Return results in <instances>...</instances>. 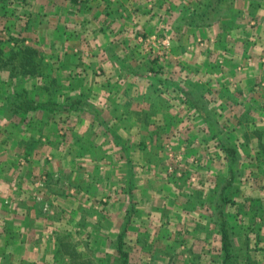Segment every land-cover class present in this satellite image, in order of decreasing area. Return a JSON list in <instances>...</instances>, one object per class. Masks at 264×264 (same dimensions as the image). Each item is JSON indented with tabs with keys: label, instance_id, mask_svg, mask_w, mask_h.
Returning <instances> with one entry per match:
<instances>
[{
	"label": "crops",
	"instance_id": "0c3cea01",
	"mask_svg": "<svg viewBox=\"0 0 264 264\" xmlns=\"http://www.w3.org/2000/svg\"><path fill=\"white\" fill-rule=\"evenodd\" d=\"M171 3L175 0H0V57L27 58L21 51L25 46L31 52L23 73L0 66V264L8 258L9 264L35 259L38 249L58 251L59 235L88 234L84 224L97 217L99 189L120 197L123 182L137 181V208L148 210L149 184L156 181L160 160L157 140L186 120L178 107L196 111L186 96L193 87L205 106L213 108L210 116L215 111L221 116L219 110L229 107L225 120L248 137L259 138L264 125H249L264 124V113L258 119L250 114L243 118L248 107L264 106V59L256 55V41L249 31L239 37V26L229 25L228 18L201 27L179 22L182 11L176 16V10L181 7ZM5 14L7 25L2 23ZM153 33L171 41L167 56L156 61L149 60L151 52L142 41ZM199 38L205 41L202 47ZM77 50L89 56L81 59ZM48 73L59 77V100L81 96L99 109L100 119L80 109L18 115L3 106L10 80L19 83L12 74L22 75L20 86L29 89L34 83L47 92ZM2 74L8 75L6 81H1ZM69 122L73 129L62 135L59 126ZM40 147L52 154L51 160L33 156ZM251 151L260 150L255 144ZM23 157L30 158L20 166ZM36 167L47 175L48 214L29 209L32 187L27 188ZM65 186L72 188L70 198ZM257 199L264 220V200ZM82 204H89L87 210ZM148 212L139 216L147 220L152 217ZM260 229L253 231L254 240L240 225L235 229L238 264H264V226ZM215 236L214 257L198 259L188 252L186 264H221L220 236Z\"/></svg>",
	"mask_w": 264,
	"mask_h": 264
},
{
	"label": "rangeland",
	"instance_id": "374dc122",
	"mask_svg": "<svg viewBox=\"0 0 264 264\" xmlns=\"http://www.w3.org/2000/svg\"><path fill=\"white\" fill-rule=\"evenodd\" d=\"M205 2L206 0H175V3L171 4L181 7L179 12L176 10V16H178L181 11L185 12L190 9L201 11ZM227 7L228 15L214 22V24L221 21L225 22L228 18L227 22L231 23L229 25L239 26V31H237L239 37H244L249 31L250 36L256 41L254 49L256 55L259 54L260 59H264V2L234 0ZM6 18V14L2 15L4 25L8 23ZM198 42L200 47L205 45L203 39L199 38ZM144 45L148 49L145 43ZM76 53L81 56V59H86L89 56L87 52L82 54L80 50H77ZM192 56L193 53L190 54L189 59ZM5 67L8 68L9 66ZM240 72L242 73V70ZM1 76V81L8 79V75L6 77L2 74ZM45 76L48 91L40 92V89L31 87L28 89L29 93L30 91L39 95L41 93L43 99H46L45 95L58 97L59 92L55 87L59 77L50 73ZM33 85L35 84L33 83ZM68 86L71 87L69 84ZM196 91L199 92L198 89ZM178 108V113L185 115L186 120L177 122L175 133L173 132L171 135L162 134L157 140L156 145L159 147L158 156L160 160L155 164L156 169L154 167L155 175L153 176H156V181L149 184L152 189L148 193V200L150 201L148 210L139 211L137 208L138 201L134 200L137 195L135 188L133 191V183L136 184L137 181L123 182L124 192L120 197L118 192L116 196L112 197L111 192L99 189L98 196L96 195L97 210L95 211L98 212L97 217L84 224L86 225L84 229L88 231V234L68 232L59 235L62 249L58 251L38 249L36 254L39 253V255L35 259L24 260L22 258L19 262L22 260L23 264H120L116 250V235L126 218V209L131 197L135 203V210L127 226L123 244V249L128 252L130 264H173L175 260L179 264H186L188 252H191L198 259L202 255L214 257L217 232L211 220V203L215 200L223 181L226 179L228 168L226 154L222 149L221 142L234 146L237 152L234 166L237 173L232 193H230L236 203L227 204V219L229 223L234 224L235 229L240 223L246 225L244 231H248V236L254 240L253 231H258L264 226V220L259 216L257 209L259 201L257 198L264 200L263 182L260 183L264 180V152L261 151L264 149V143L260 145L264 135L260 134L259 138L256 139L253 136L248 137L247 132L242 133L237 129L235 130L234 124L225 120L228 117L226 113L230 112L229 107L219 110V115L224 116V118L218 116L215 111L211 116L209 114L207 119L205 117L204 120L196 111H191L190 114L182 106ZM206 108L208 112L213 110L209 106ZM96 109L99 110L97 107ZM244 111L246 114L243 115V118L250 114V117L258 119L256 115L264 113V106L255 104ZM89 113L95 118L100 119L101 117L99 112ZM159 125L162 126L163 123ZM210 125L213 129L210 128ZM239 125H243V123ZM262 125L264 124L254 121L249 126L252 129L257 126L262 127ZM72 126L71 122L61 124L59 126L61 134H68L73 129ZM14 129L17 130V128ZM255 144L262 154L260 151H251ZM42 150L45 149L40 147L33 156L41 154L37 156L38 159L51 160L52 154ZM23 159L24 157L21 158V160ZM28 159L25 157L19 165L24 166ZM43 174L45 181H41L42 183L39 184L38 177ZM47 183V175L36 167L32 173L30 187L27 188L26 186L29 190L32 187L29 209L40 208L44 213L52 210L50 199L46 193L48 190ZM65 187L63 189L66 191L63 190V192L70 198L72 188L71 186ZM86 187L88 190L89 185H85ZM236 204L242 212L234 211ZM87 205L82 204V208L87 210L85 208L88 207ZM105 209H108L113 217L104 216ZM145 211H149L152 217L145 220L139 216L140 214L144 215ZM143 229L144 231L141 232ZM210 247L214 248L213 252L209 250ZM40 253L43 254L40 255ZM2 264H9V258L3 260ZM198 264H200L199 261Z\"/></svg>",
	"mask_w": 264,
	"mask_h": 264
},
{
	"label": "trees",
	"instance_id": "16d2710c",
	"mask_svg": "<svg viewBox=\"0 0 264 264\" xmlns=\"http://www.w3.org/2000/svg\"><path fill=\"white\" fill-rule=\"evenodd\" d=\"M234 0H206L203 9L201 11H196L195 9H190L185 12H182V14L179 16V21H182L186 25H194L196 27L201 26H211L214 24V22L218 21L219 19L225 17L228 15V7L227 5L230 4ZM262 1L264 0H257ZM228 3V4H227ZM24 50L25 56L27 58H18L16 61L11 59L13 57H8L7 59H3L0 57V66L5 67L9 66L12 67V69H16L17 72L23 73V66L26 63L30 62V57L27 56V53L30 54V49L28 46H25L21 49V51ZM16 51H19L17 49ZM31 55V54H30ZM21 74H18L14 76L12 74L10 77L15 78L19 83H16L14 80H10V83L8 84V87L6 88V93L3 96L4 100V107L7 106V109L11 111L12 113L18 114V115H24L27 112L30 111H47V112H57L61 110H85L87 112L97 113L99 112L96 107L84 99L81 96H67L64 100H59V97H50L45 95L46 99H43L40 93V99L34 98V93H29L28 89L20 86V81L22 80ZM35 87V85H33ZM36 88V87H35ZM29 93V94H28ZM187 97L190 99V102L192 103L195 110L200 113L204 114L205 117L209 116V112L205 106V104L202 102V98L198 91L192 90L188 93H186ZM3 109V107H1ZM210 128L212 126L210 125ZM213 129V128H212ZM259 132V136H260ZM264 135V134H263ZM264 143V137L263 140L260 141V145ZM222 145V149L224 150L226 154V161H227V176L225 181H223L219 192L217 193V196L215 200L211 203L212 205V213H211V220L212 223L216 227V232L220 236V242H221V264H238V256L236 254V248L234 243V234L235 229L234 224L232 225L229 223L227 219V210L226 206L229 203H236L233 201L232 195V188L233 184L236 178L237 171L234 169L235 162H236V149L232 145H226L224 143H220ZM261 151L264 152V149ZM135 203L133 201V198L131 197L129 199V205L127 207V215L126 218L123 221V224L121 225V229L116 235V250L118 253V258L120 260V264H130L129 263V255L128 252L123 249L124 244V237L126 235L127 226L130 222V218L132 213L135 210L134 207ZM238 210V212H242V210L239 208V206L236 204V207L234 209ZM247 226L240 223V228L244 230Z\"/></svg>",
	"mask_w": 264,
	"mask_h": 264
},
{
	"label": "built area",
	"instance_id": "2783aa9c",
	"mask_svg": "<svg viewBox=\"0 0 264 264\" xmlns=\"http://www.w3.org/2000/svg\"><path fill=\"white\" fill-rule=\"evenodd\" d=\"M143 43L148 47V51L151 52L149 58L150 60L156 61L162 59L163 56H166V53L170 50L171 41L167 37H160L158 34L153 33L143 37ZM41 181H45V175H40L38 177V182L41 184ZM47 209V208H45Z\"/></svg>",
	"mask_w": 264,
	"mask_h": 264
}]
</instances>
